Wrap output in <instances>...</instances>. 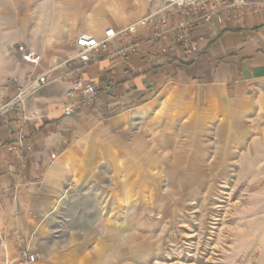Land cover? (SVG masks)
I'll return each mask as SVG.
<instances>
[{
	"label": "crops",
	"instance_id": "crops-1",
	"mask_svg": "<svg viewBox=\"0 0 264 264\" xmlns=\"http://www.w3.org/2000/svg\"><path fill=\"white\" fill-rule=\"evenodd\" d=\"M157 4L0 0V77L46 71L73 54L78 35L119 31ZM197 36L199 59L183 63L179 49L154 53L145 27L118 34L76 73L98 88L81 111L62 113L76 75L71 60L50 73L61 78L25 99L34 117L13 109L0 118V264L19 260L25 247L32 264H118L116 227L101 229L103 174L104 204L144 205V183L165 159L175 171L182 158L264 148V10L210 22ZM18 45L39 52L38 65L22 61Z\"/></svg>",
	"mask_w": 264,
	"mask_h": 264
},
{
	"label": "rangeland",
	"instance_id": "rangeland-1",
	"mask_svg": "<svg viewBox=\"0 0 264 264\" xmlns=\"http://www.w3.org/2000/svg\"><path fill=\"white\" fill-rule=\"evenodd\" d=\"M229 153L182 158L175 171L165 159L144 205L104 204L103 174L101 229L116 227L118 264H264V148Z\"/></svg>",
	"mask_w": 264,
	"mask_h": 264
},
{
	"label": "built area",
	"instance_id": "built-area-1",
	"mask_svg": "<svg viewBox=\"0 0 264 264\" xmlns=\"http://www.w3.org/2000/svg\"><path fill=\"white\" fill-rule=\"evenodd\" d=\"M262 10L264 0H158L156 7L119 31L107 28L101 38L91 34L78 35L72 43L73 54L46 71L37 74L30 71L23 79L17 75L0 77V118L13 109L19 110L24 119L34 117L36 113L25 111L24 101L46 84L61 78L51 77L53 69L76 60L78 63L68 73H79L95 61L99 53L106 49L109 40L118 34H132L138 27H145L151 32L154 53L170 56L179 49L180 61L193 63L200 55L197 45L199 30L208 27L210 22L219 24L226 19L241 21L246 12ZM166 34H171L172 42L166 41ZM17 50L22 61L32 66L38 65L41 59L39 52L24 45H18ZM10 85L11 91L8 90ZM97 93L98 88L92 82L76 74L69 79V86L63 94L65 102L62 113L69 116L81 111L95 99ZM20 255L19 260L4 261V264H32L35 261V254L26 247L20 250Z\"/></svg>",
	"mask_w": 264,
	"mask_h": 264
}]
</instances>
